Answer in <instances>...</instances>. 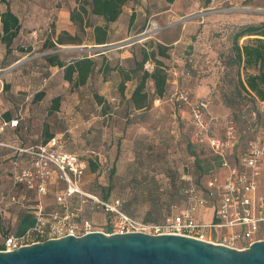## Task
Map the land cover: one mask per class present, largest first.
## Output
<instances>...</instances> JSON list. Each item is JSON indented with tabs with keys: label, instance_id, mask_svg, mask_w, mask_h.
<instances>
[{
	"label": "rangeland",
	"instance_id": "374dc122",
	"mask_svg": "<svg viewBox=\"0 0 264 264\" xmlns=\"http://www.w3.org/2000/svg\"><path fill=\"white\" fill-rule=\"evenodd\" d=\"M28 1L36 0H8L14 12L21 19L22 30L9 48L10 52H6L4 44L0 42V134L2 135L0 136V242L6 233L18 234L31 226L39 211L61 213L55 196L63 189L64 183L57 176L46 180L45 193L37 190L41 175L36 172L34 165L36 158L31 151L35 150V145L40 144L44 139L46 125L47 132H54L61 136L62 149L74 152L80 158L92 159L98 165L95 171L86 167L80 181L83 191L96 195H105L109 191L112 197H118L121 200L124 211L129 215L142 220L149 217L152 220L148 222L160 221L174 211L172 205L181 204L183 188L192 181L187 178L189 176L193 178L191 164L193 157L187 153L178 156L172 149L175 144L176 146H188L186 140L189 127L180 123L179 135L175 136L170 132L173 123L169 120V113L172 111L169 110L168 105L163 106L160 101L155 109L143 112L149 115L159 114L161 118L163 129H161V135L156 136L158 140L152 137L145 141L144 138L140 139L145 145L153 144L155 146L154 149L152 148L153 151L135 150L137 133L129 138L123 135L121 146L116 150L111 148L116 137H113L112 132L109 131L113 122L112 120L106 121V117L101 116L104 113H135L134 110H130L127 103L105 101L104 104L98 106L94 98L91 101L88 91H82L81 94H86V96L81 99V104H74L78 97L76 89L67 81L62 82L60 72L54 74L50 83L51 88H48V92H52L51 95L60 94L62 97L58 111L52 113L48 111L50 104L48 96L43 97L39 102L32 100L33 95L40 91L39 88H44L47 83L46 69H44L45 56L57 54L59 58L70 60L82 55L89 56L90 48L84 46L86 44L84 42L55 43L51 46L47 43L48 40L42 41L48 36L51 41H55L53 25L47 33L46 29L50 25L48 19L40 21L38 15H27L29 9L27 10V6L24 8V4L26 5ZM62 1L66 5L69 4L68 0ZM205 1L174 0L172 4H168L166 0H136L137 7H141L143 12H146L145 20L139 22L138 27H134L128 34L124 32L120 35L119 38L127 36L124 42H112L109 45H98V47L104 50L108 47H120L135 42L134 48L140 59L139 50L143 48L141 44L150 48L152 43L158 42L156 39H159L161 44L169 47L168 57L163 59L168 68L177 50L180 53L186 52L183 36L185 21L200 15ZM236 3L247 10L264 11V0H236ZM131 4L133 3L129 2L127 6ZM230 4L227 0H211L209 6L214 8L209 11L224 8L223 6ZM166 7L170 10L160 13ZM4 8V3L0 2V10ZM149 14L152 17L146 21ZM53 15L55 14H48L47 17L55 24ZM28 17L31 18L28 19ZM146 22L148 23V29H144L146 33L144 30L139 32L141 26L145 27ZM180 36H183L181 41L177 44H170ZM81 38L82 41L86 40L85 35H81ZM19 46L26 51L20 52ZM15 49L18 53L12 51ZM14 56L19 58L15 62L17 64H8ZM149 63L154 65L152 60ZM176 64L174 63V66H179ZM143 68L145 69V65ZM168 77L165 98L174 99L176 90L172 81L175 76L168 71ZM148 86L150 83L147 88ZM216 89L212 93L214 94V104H212L214 114H231L232 109L227 107L221 98L223 94H227L226 98L230 99L233 89H226V87ZM208 100L210 103L209 98ZM6 111L10 113L11 120H18L16 125H12L11 120L10 122L4 121L2 114ZM89 118L91 119L87 123ZM262 122L264 123V115H262ZM105 125L108 127L105 128ZM76 138H86V140L81 144ZM30 147L33 148L30 149ZM192 147L197 152L201 150V158L210 155L205 146ZM87 149H94V152L86 151ZM24 170H30L31 176L16 183L14 175L21 174ZM29 183H32V187ZM72 206L80 208L78 220L88 219L95 228L105 229L106 215L102 210L97 209L92 212L87 210L86 203H80V198L72 201Z\"/></svg>",
	"mask_w": 264,
	"mask_h": 264
},
{
	"label": "built area",
	"instance_id": "2783aa9c",
	"mask_svg": "<svg viewBox=\"0 0 264 264\" xmlns=\"http://www.w3.org/2000/svg\"><path fill=\"white\" fill-rule=\"evenodd\" d=\"M145 69L152 72L153 65L146 63ZM175 94L177 107L186 105L189 110L188 124L194 142L204 144L218 159L217 169L200 185L191 181L183 190L184 205H174V211L160 221L146 222L126 214L118 197L106 199L83 191L80 180L86 163L78 155L62 150L61 136L57 135L36 145L31 153L36 158V172L41 175L38 192L45 193L46 180L54 176L64 183L55 196L61 213L39 211L31 226L3 238L0 251L90 231L107 235L179 234L239 249L264 240V101H257L256 108L244 105L234 117L210 113L206 97L192 99L185 92ZM10 123L16 125L17 120ZM31 174L24 170L14 175V181L20 183ZM74 197L88 204L90 210L105 213V229L95 228L88 219L78 220L80 208L72 206Z\"/></svg>",
	"mask_w": 264,
	"mask_h": 264
},
{
	"label": "crops",
	"instance_id": "0c3cea01",
	"mask_svg": "<svg viewBox=\"0 0 264 264\" xmlns=\"http://www.w3.org/2000/svg\"><path fill=\"white\" fill-rule=\"evenodd\" d=\"M227 1L229 4L230 0ZM68 3L69 4L66 5L62 0H36L33 1L32 7L28 11L27 15H38L40 16V21L41 19L44 21L48 19V22H53V20L47 16L48 14H55L53 15V18L55 20V24H53L55 35L57 36L59 32L64 30L69 34L74 35L77 30L69 19V11L70 9L75 7L76 4L74 0H68ZM26 6L27 5L24 4V8H26ZM223 7L224 8H217L216 10L209 11V9H212L214 7L209 5L202 6V11L199 13L200 15H197L196 18L191 17L190 20L185 21L183 36L187 51L186 58L191 62V64H189V62L187 61L184 66H174L173 60L167 68V71H170L175 76L172 82L174 84L176 92H185L189 94L192 99L198 97L209 98L211 104L209 105V112L212 114L215 113L213 112L212 108V104H214V94L212 95V93L214 92V90H217L216 85L223 75V72L226 70H230V68L232 67H229L230 64L234 63V59L236 57V51L234 50L235 45L237 44V46L239 47H241L242 45H248L250 47L251 45L256 44V38L264 39V36L256 34L243 35L237 40H234L233 38L235 32H237L241 27L256 26L260 23H264V11L261 12L255 10H247L239 7V5L234 4ZM139 8L136 4H131L129 6L125 5L118 19L109 23V43L124 42L125 39H127V36L119 38L120 35L124 32L125 34H128L134 27H138L139 22H143L145 20L144 15H146V12H143L142 8ZM10 9L14 12L11 5ZM168 10H170L169 7L167 9H162L160 13L165 11L167 12ZM132 13H134V17L130 23V15ZM151 17V14H149V19L147 18L146 21H149ZM30 18L31 17H28V19ZM19 34H21V32ZM183 36H180L179 39H175L170 44H177L182 40ZM85 39L86 40H83L82 42L86 43L84 44V46H88L90 48L89 57H91L95 61L96 66L93 73L90 74L87 82L84 85H79L75 88L78 97L77 101H74V104H81V99L86 96V94H81L82 91H88V94L90 93L91 101L92 98H94V93H97L100 97L103 98L102 103H98L95 101V104H97L98 106H101L105 101L109 103H119L120 101L123 104L127 103L128 105H130V97L138 83L137 75L135 73L134 75H132V70L133 68H135L136 62L139 61L137 52L134 48L135 42L124 44L120 47H108L103 50L102 48L98 47V44H94V41L91 39L90 29L88 31V38ZM45 40L48 39H42V41ZM156 41L160 42L159 39H156ZM141 45L144 46V44ZM12 51H16V49ZM18 59V57L14 56L9 60L8 64L16 65L17 63L15 62H17ZM149 61L150 60L146 61V63H149ZM243 63L244 61L240 63L239 69L238 67L234 69L236 77L239 73L240 77L244 79L246 73L257 72V70L252 66L244 67ZM44 69H46L45 71L47 74V83L45 84L44 88L40 87L39 90L43 91L44 97L48 96L50 100L54 97L53 95H51L52 92H48V88H51V80L53 79L56 72H60V79L62 80V82H64L65 80L63 78V69L58 67L57 65H48L47 63L45 64ZM187 72H189V74H186ZM124 75L128 76L125 77L127 79H125L124 81V88L122 89V91H120L118 89V86L122 81V76ZM152 85L153 83L150 82L151 89ZM158 100L159 102H157L155 99L150 108L147 110L149 111L155 109V106L160 103V101L162 102L163 106L168 105L169 110L171 109L172 111L169 113V120H171V122L173 123V128H171L170 132L174 133L175 136L179 135L181 126L180 123H183L187 127H189V110L186 105H182L181 108H178L177 101L168 97L167 99L159 98ZM257 101L262 102L260 100ZM120 105L122 106V104ZM130 110H134L135 113H104L101 116L106 117V121L112 120L113 122L110 126L109 131L112 132L113 137H116V141L114 142V144H112L111 148L113 147V149L116 150L120 148L121 140L123 141V135H125L126 138L127 136L129 138L131 136L134 137L136 135L135 133H137L135 150L142 152L153 151L152 148H155L153 144L148 146L143 144L142 142L152 138L154 140H158L156 136H160V132L162 131L161 129H163L159 114H143V112L146 110L133 109L132 107H130ZM56 111L58 110H55L54 112ZM224 112H226V109H224ZM93 117L97 116L93 115ZM90 119L91 118L87 119V123L88 121H90ZM107 127L108 125H105V128ZM57 135V133H54V136ZM143 138L144 141H141L140 139ZM76 139L81 144L86 140V138ZM172 149L173 152H176V154H178V156L180 154L186 153V147L183 146H176L175 144L174 147L172 146ZM86 151L94 152V149H87ZM83 160L85 161L87 167V159ZM187 179H190L191 181L190 176Z\"/></svg>",
	"mask_w": 264,
	"mask_h": 264
},
{
	"label": "trees",
	"instance_id": "16d2710c",
	"mask_svg": "<svg viewBox=\"0 0 264 264\" xmlns=\"http://www.w3.org/2000/svg\"><path fill=\"white\" fill-rule=\"evenodd\" d=\"M166 1L168 2V4H172L174 0H166ZM210 1L211 0H206L204 6H208ZM0 2L4 3L5 5V8L3 10H0V42L4 44L5 49L7 50V52H9L10 51L9 48L11 47L15 38L19 35V33L22 30V25L18 15L10 9V4L8 3V0H0ZM74 2L76 5L75 7L70 9L69 19L71 23L76 27L77 30L76 33L72 35L65 30L61 31L57 34L54 42L50 40L49 36L48 37L46 36L48 39L47 43H49V45L53 46L55 43L56 44L81 43L82 42L81 35H85V37L88 38L89 29L91 30V39L94 41V44L109 45L111 43V42L109 43L110 40L109 23L116 21L118 19L125 5H127L129 2L135 5L136 0H74ZM32 3L33 1L27 2L26 4L27 10L28 9L30 10V8L32 7ZM231 4L237 5L238 3H236V0H231ZM146 9L149 8L146 7ZM164 9H167V7ZM133 17H134V13L130 15V23L133 20ZM49 24L50 25H48L46 29L47 33L48 31H50L53 22L49 21ZM147 26L148 23L146 22L145 27L143 26L142 28L141 26L139 32H142L144 29L147 28ZM52 30L55 32L54 26ZM247 34H256V35L264 36V23H260L256 26L241 27L237 32H235L233 38L234 40H237L238 38ZM142 47L143 48L139 50L141 57L139 61L136 62L135 68H133L132 70V72H134L138 77V83L130 97V101H129L130 105L128 104L127 105L132 107L133 109L147 110L150 108V106L155 101V99L158 100L159 98L160 99L165 98L169 77L166 68V63L163 61V59L168 57L167 50L169 47L161 44L160 42L152 43L150 48H147L145 44ZM18 50L20 52L26 51L21 46L18 47ZM234 50L236 51V57L234 59V63L230 64L229 67L232 66L230 70L228 71L226 70L223 72V75L221 76L220 80L217 82L216 88L225 89L226 87V89L227 88L233 89L231 91L232 97L230 99L226 98L227 94H223L225 97L222 96L221 99L227 107L232 109L230 110V112L234 117H236L244 105L249 104L252 108H256L257 100L264 101V39L256 38V44L251 45L250 47L248 45H242L241 47H239L236 44ZM186 57H187V51L180 53V51L177 50V54L173 55L174 63H177L176 65L184 66L188 61ZM44 59L46 60V63L48 65H57L58 67L62 68L64 80L67 81L74 88L78 87L79 85H84L87 82L90 74L93 73L94 68L96 66L95 61L87 55H82L80 57L72 58L68 61L60 59L57 54L45 56ZM148 60H152L154 62L152 72H148L143 68L144 64ZM242 61H244L243 63L244 67L252 66L257 70V72L246 73L244 79L240 77L239 73L236 77V74L234 73V69H236V67H238L239 69L240 63ZM188 62L189 64H191L190 61ZM186 74H189V72H187ZM127 76L128 75L122 76V81L118 86V89L120 91H122V89L124 88V81L125 79H127L125 78ZM150 82L153 83L152 89L150 86H148L147 88V85H149ZM43 97H44V92L37 91L33 95L32 100H34L35 102L37 101L39 102ZM93 97L96 102L102 103L103 98L100 97L97 93H94ZM61 98L62 97L58 95L50 99L49 110H48L50 113H52L55 110H58L60 106ZM2 116L5 122H10L11 115L8 111L4 112ZM188 133H189L188 139L186 140V142L188 143V146H186V153L190 157H193L192 158L193 160L191 162L193 178L191 180L194 184L200 185L206 176H208L211 172L217 169L218 159L210 151H209L210 153L209 156L201 158L200 156V154H202L201 150L197 152L196 150H194L192 146H197V145L205 146V145L194 142L191 136L190 126ZM44 134L45 137L40 144H45L50 138L54 136V132H47V125L45 126ZM0 136L2 135L0 134ZM62 150L67 151L66 149H62ZM87 167L92 171H95L98 165L95 163L94 160L88 159ZM189 184H186V187ZM185 188H183V190ZM97 195L106 199L112 197L109 194V191H107L105 195H99V194ZM181 197H182L181 204L179 205L174 204V205L181 206L185 204V195L183 191ZM74 200H76L75 197L72 199V201ZM76 206H78V204H76ZM86 208L91 212L93 211L89 209L88 204H86ZM121 208L124 211L122 207V202H121ZM35 220L36 217L34 219V222ZM151 220L152 219H150L149 217H146L143 221L148 222ZM7 234L9 233H6L3 236V238ZM1 244L2 241L0 242V248H1Z\"/></svg>",
	"mask_w": 264,
	"mask_h": 264
},
{
	"label": "water",
	"instance_id": "95a60500",
	"mask_svg": "<svg viewBox=\"0 0 264 264\" xmlns=\"http://www.w3.org/2000/svg\"><path fill=\"white\" fill-rule=\"evenodd\" d=\"M0 264H264V240L239 249L179 234L90 231L0 251Z\"/></svg>",
	"mask_w": 264,
	"mask_h": 264
}]
</instances>
